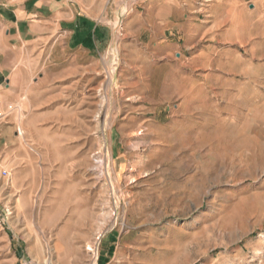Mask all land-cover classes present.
Listing matches in <instances>:
<instances>
[{"label":"rangeland","instance_id":"rangeland-1","mask_svg":"<svg viewBox=\"0 0 264 264\" xmlns=\"http://www.w3.org/2000/svg\"><path fill=\"white\" fill-rule=\"evenodd\" d=\"M101 2L0 142V264H264V0Z\"/></svg>","mask_w":264,"mask_h":264},{"label":"crops","instance_id":"crops-1","mask_svg":"<svg viewBox=\"0 0 264 264\" xmlns=\"http://www.w3.org/2000/svg\"><path fill=\"white\" fill-rule=\"evenodd\" d=\"M101 1L0 0V97L7 114L0 125V142L5 149L12 152L14 141H21L14 127H24L18 116L31 111L29 100L40 81L48 79L50 67L59 69L58 45L88 52L102 45L101 26L107 24L98 18L105 7ZM99 3L101 9L96 6ZM157 5L167 13L173 8L168 1L156 4V9ZM151 22H159L157 16ZM11 129L14 141L8 138Z\"/></svg>","mask_w":264,"mask_h":264},{"label":"built area","instance_id":"built-area-1","mask_svg":"<svg viewBox=\"0 0 264 264\" xmlns=\"http://www.w3.org/2000/svg\"><path fill=\"white\" fill-rule=\"evenodd\" d=\"M3 100L0 97V125L4 122V120L7 117V114L3 111ZM0 137H1V132H0ZM2 174L5 175L6 171L2 170Z\"/></svg>","mask_w":264,"mask_h":264}]
</instances>
